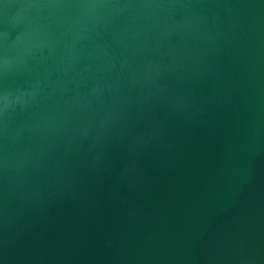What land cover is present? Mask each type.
Returning a JSON list of instances; mask_svg holds the SVG:
<instances>
[{"label": "water", "instance_id": "water-1", "mask_svg": "<svg viewBox=\"0 0 264 264\" xmlns=\"http://www.w3.org/2000/svg\"><path fill=\"white\" fill-rule=\"evenodd\" d=\"M0 264H264V0H0Z\"/></svg>", "mask_w": 264, "mask_h": 264}]
</instances>
